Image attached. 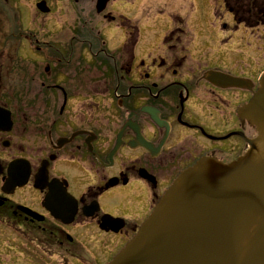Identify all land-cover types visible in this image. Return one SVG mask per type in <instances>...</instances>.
<instances>
[{
    "label": "flooded vegetation",
    "instance_id": "af4514ba",
    "mask_svg": "<svg viewBox=\"0 0 264 264\" xmlns=\"http://www.w3.org/2000/svg\"><path fill=\"white\" fill-rule=\"evenodd\" d=\"M9 1L0 264H109L178 176L257 137L242 110L264 77V0H68L74 24L67 0Z\"/></svg>",
    "mask_w": 264,
    "mask_h": 264
},
{
    "label": "water",
    "instance_id": "95a60500",
    "mask_svg": "<svg viewBox=\"0 0 264 264\" xmlns=\"http://www.w3.org/2000/svg\"><path fill=\"white\" fill-rule=\"evenodd\" d=\"M242 113L258 130L250 149L184 171L109 264H264V77Z\"/></svg>",
    "mask_w": 264,
    "mask_h": 264
},
{
    "label": "rangeland",
    "instance_id": "374dc122",
    "mask_svg": "<svg viewBox=\"0 0 264 264\" xmlns=\"http://www.w3.org/2000/svg\"><path fill=\"white\" fill-rule=\"evenodd\" d=\"M123 1H124L125 4L122 3V2H120L116 6V8H118L119 11H121V12H123L125 10L131 11V12H135L139 8V4L138 3L136 4V1L137 0H123ZM8 3L10 4V6L12 8H15V6L21 7V6H23V3L27 4L28 6L31 5V1H29V0H16L15 3L12 0V2L9 1ZM54 6L57 7V4H54ZM2 7H4L3 2H2ZM58 7L59 8L61 7L62 8V11H65L64 13L67 14V16L65 17V18H68L67 19V24H69V23L74 24L75 23V18L72 17V15H70L71 13H73V10H74L73 4L69 3V1H68L67 3H65L63 5L64 8L61 5H59ZM35 8L36 7L34 6V14H35L34 25H36V29H42V24H44V23L46 24L48 22V18L51 17L52 15H50V16L37 15L36 16L37 10ZM3 23H4L5 27H8V29H10L11 26H12L11 25L12 23L10 21H8V20L7 21H3ZM39 25H40V27H39ZM53 39H58V38H55L54 37Z\"/></svg>",
    "mask_w": 264,
    "mask_h": 264
}]
</instances>
